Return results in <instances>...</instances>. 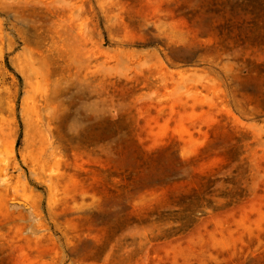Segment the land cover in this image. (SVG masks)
Returning a JSON list of instances; mask_svg holds the SVG:
<instances>
[{"label": "rangeland", "instance_id": "obj_1", "mask_svg": "<svg viewBox=\"0 0 264 264\" xmlns=\"http://www.w3.org/2000/svg\"><path fill=\"white\" fill-rule=\"evenodd\" d=\"M0 264H264V10L0 0Z\"/></svg>", "mask_w": 264, "mask_h": 264}, {"label": "trees", "instance_id": "obj_2", "mask_svg": "<svg viewBox=\"0 0 264 264\" xmlns=\"http://www.w3.org/2000/svg\"><path fill=\"white\" fill-rule=\"evenodd\" d=\"M235 2H239L244 7H251L253 9L262 8L264 10V0H235Z\"/></svg>", "mask_w": 264, "mask_h": 264}]
</instances>
